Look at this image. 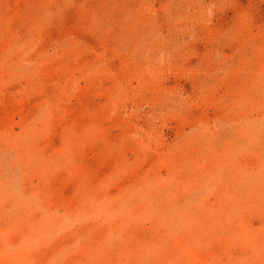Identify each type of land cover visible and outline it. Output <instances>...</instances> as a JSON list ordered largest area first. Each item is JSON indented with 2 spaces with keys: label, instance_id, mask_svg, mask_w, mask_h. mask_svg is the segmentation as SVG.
I'll list each match as a JSON object with an SVG mask.
<instances>
[{
  "label": "rangeland",
  "instance_id": "1",
  "mask_svg": "<svg viewBox=\"0 0 264 264\" xmlns=\"http://www.w3.org/2000/svg\"><path fill=\"white\" fill-rule=\"evenodd\" d=\"M0 264H264V0H0Z\"/></svg>",
  "mask_w": 264,
  "mask_h": 264
}]
</instances>
